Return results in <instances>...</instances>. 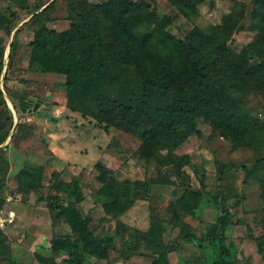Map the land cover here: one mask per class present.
<instances>
[{
  "label": "rangeland",
  "instance_id": "obj_1",
  "mask_svg": "<svg viewBox=\"0 0 264 264\" xmlns=\"http://www.w3.org/2000/svg\"><path fill=\"white\" fill-rule=\"evenodd\" d=\"M51 1L0 0V133L11 123V135L18 131L0 145L2 210L15 214L6 230L0 229V264H40L34 255L40 248H49L59 236L77 238L60 213L47 208L51 198L77 204L92 219L91 235L112 240L103 259L85 264H154L164 254L171 264H264V162L259 163L264 157V22L256 17L257 0H205L195 19L171 0H126L143 4L153 28L163 26V16L172 18L165 31L185 46L193 69L171 71L169 81L189 85L206 50L218 47L217 71L226 69L229 81L242 83L234 95L237 108L194 100L197 131L177 147L150 118L123 115L111 102L106 112L94 106L102 120L72 111L64 77L30 66L29 42L42 27L79 35L78 27L88 19L109 34L117 30L92 13L111 0H71L70 10L67 0H57V9L30 20L35 5ZM18 123L22 126L16 128ZM98 162L118 181L109 197L99 193ZM169 169L178 186H152L149 197L137 199L128 211L105 212L104 205L113 208L128 181L158 178ZM73 180L79 181L82 200L64 184ZM183 193L194 194L195 210L181 199ZM217 196L227 197L230 213L222 252L202 240L224 215Z\"/></svg>",
  "mask_w": 264,
  "mask_h": 264
},
{
  "label": "trees",
  "instance_id": "obj_2",
  "mask_svg": "<svg viewBox=\"0 0 264 264\" xmlns=\"http://www.w3.org/2000/svg\"><path fill=\"white\" fill-rule=\"evenodd\" d=\"M204 1L171 0L183 15L192 19L198 17V6ZM56 2L57 0H52L46 4L35 5L29 13L33 15L30 20L50 8L57 9ZM257 3L259 12L256 17L264 22V0H257ZM143 7V4H132L126 0H111L105 5L93 7L92 13L95 17L103 16L106 22L117 26L112 34L98 22L92 23L88 19L86 26L78 27L79 35L75 30L56 32L42 27L29 42V64L39 66L45 73H59L64 77L67 106L72 111L84 112L102 120L94 106L106 112L108 103L111 102L123 115H130L136 120L150 118L158 128L165 131L167 141L177 147L197 131L191 108L194 100L214 99L221 101L225 108L231 104L237 108L234 95L242 91V83L237 79L229 81L231 76L226 69H223L225 74L217 71L218 59L222 58L218 54V47L206 50L202 63L195 68L197 77L189 85L177 86L176 79L169 81L168 75L171 71L182 73L193 69V61L185 46L165 31L172 18L163 16V26L153 28L151 16L143 12ZM66 8H74L71 0H67ZM40 9L42 10L39 11ZM14 45L13 40L10 44L11 50ZM165 64L170 71L162 66ZM12 126L11 123L0 133V145L10 136L11 141L14 140L18 131L16 129L11 135ZM20 126L22 124L18 123L16 128ZM261 126L264 131V124ZM263 162L264 157L259 163ZM95 167L98 171L97 180L101 184L99 193L109 197L118 181L113 171L101 162ZM173 175L175 176V172L169 169L158 178H146L134 184L128 181L123 187L121 198L112 204L113 208L109 203L104 205L105 212L118 216L128 211L137 199L145 200L149 197L152 186H178L180 183L172 179ZM64 184L73 190L71 196L76 201L84 198L78 180ZM130 185L134 186L135 197L132 196ZM193 196L192 193L181 195V199L191 210H195ZM214 200L224 215L218 218V225L208 230L202 240L213 246L217 245L222 252L225 232L230 223L229 205L227 197L217 196ZM3 204L4 201L0 200V210ZM46 206L51 211L57 210L70 226L72 233L78 236H59L49 248H40L34 254L40 264H85L92 258L103 259L106 245L112 240L97 239L91 235V217L85 216L77 204H63L59 198L48 199ZM65 255L67 257L58 261ZM158 260L156 264H171L165 254Z\"/></svg>",
  "mask_w": 264,
  "mask_h": 264
},
{
  "label": "built area",
  "instance_id": "obj_3",
  "mask_svg": "<svg viewBox=\"0 0 264 264\" xmlns=\"http://www.w3.org/2000/svg\"><path fill=\"white\" fill-rule=\"evenodd\" d=\"M15 218L14 212L4 213V210H0V229L6 230L9 223Z\"/></svg>",
  "mask_w": 264,
  "mask_h": 264
}]
</instances>
